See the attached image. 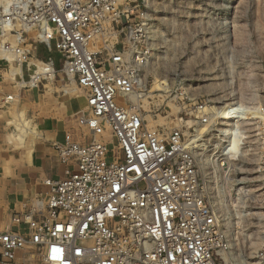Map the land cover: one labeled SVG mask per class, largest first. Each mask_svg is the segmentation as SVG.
I'll use <instances>...</instances> for the list:
<instances>
[{
    "label": "built area",
    "instance_id": "1",
    "mask_svg": "<svg viewBox=\"0 0 264 264\" xmlns=\"http://www.w3.org/2000/svg\"><path fill=\"white\" fill-rule=\"evenodd\" d=\"M147 1L0 0V54L21 67L18 90L57 73L54 58L36 59L33 46L56 51L60 70L87 94L80 122L91 134L85 144L70 133L53 143L74 169L47 179L44 199L0 219V264H227L230 235L201 171L209 137L200 126L189 140L182 126L166 133L145 124L138 87L149 58ZM196 107L208 110L201 125L218 122L220 105ZM243 109L244 121H264L261 106ZM225 146L233 151L234 138ZM254 264H264V240Z\"/></svg>",
    "mask_w": 264,
    "mask_h": 264
},
{
    "label": "rangeland",
    "instance_id": "2",
    "mask_svg": "<svg viewBox=\"0 0 264 264\" xmlns=\"http://www.w3.org/2000/svg\"><path fill=\"white\" fill-rule=\"evenodd\" d=\"M143 10L149 58L141 72L138 96L145 124L166 133L182 126L189 140L195 135L194 128L200 126L209 137L210 152L220 139L224 145L234 138L239 148L235 155L218 157L216 150L217 157L214 156L228 161L223 166L228 173L225 187L232 195L226 199V193L216 196L210 192L213 202L220 201L223 229L230 230L228 240H232L229 260L223 252L220 260L254 264L264 240V121L251 123L242 119L228 131V123L219 111L224 104L242 102L247 107L261 106L264 116V0H148ZM35 36L34 31L28 33L30 43ZM33 48L36 59L54 58L57 73L35 88L14 90L13 70L21 67L12 56L9 62L4 61L0 107L7 113L10 128L0 138V173L9 171L15 154L34 132L33 120L22 105L23 91L39 88L55 98L84 93L73 78L60 70V54L42 44ZM11 93L19 94V98L11 104L3 103L2 96ZM198 104L220 105L218 122L201 125L199 119L208 110L200 111ZM24 122L26 131L21 129Z\"/></svg>",
    "mask_w": 264,
    "mask_h": 264
},
{
    "label": "crops",
    "instance_id": "3",
    "mask_svg": "<svg viewBox=\"0 0 264 264\" xmlns=\"http://www.w3.org/2000/svg\"><path fill=\"white\" fill-rule=\"evenodd\" d=\"M3 66L0 57V84L5 83ZM12 88L15 90V83ZM38 89L23 91L22 105L27 107L28 117L33 120L34 132L25 147L15 154V163H10L9 171L0 173V219L25 211L36 199H44L48 189L45 181L61 179L67 168L74 169L72 164L61 160L54 142H63L68 133L83 144L91 138L89 127L80 122V115L88 108L85 91L76 96L69 93L64 98H55ZM9 128L7 113L0 107V138Z\"/></svg>",
    "mask_w": 264,
    "mask_h": 264
},
{
    "label": "bare ground",
    "instance_id": "4",
    "mask_svg": "<svg viewBox=\"0 0 264 264\" xmlns=\"http://www.w3.org/2000/svg\"><path fill=\"white\" fill-rule=\"evenodd\" d=\"M6 54H7V56H5V54H4V56L6 58H8L9 60H12L11 54H9V53H6ZM19 71H20V68H15V70H13L14 73L19 72ZM245 107H247V105H245L243 103H241L240 106H238L235 103L234 104L233 103H227V104H224L223 105V108H221V111H219V112H220L221 116L223 117V119H225L226 123H228V125L226 126V127H228V129H227L228 131H231L233 129L232 126H236L235 123H239L240 121H242V119H243V121H244V119H246V117L243 114L244 113L243 112V110H244L243 108H245ZM229 108H231V111H234V112L231 113L229 111ZM217 118H220L218 113H217ZM21 129L23 131H26L25 122H24V125L21 124ZM222 141H223V139H222ZM222 141L221 142L219 141V145L214 150H211V152L209 151V154L207 156V162H203L202 163L201 171H202L203 176L205 177V180L207 182V187H209V190H210L211 193H213V194L216 193V196L217 195H220L221 192L224 193V194L226 193V195L224 197L226 199L227 198L231 199L232 198V195H231L229 189L227 190V188H226L227 187L226 186V177H228L226 175L228 173L225 170V168L223 167L226 164H228V161L227 160H224L222 162V161H219L220 158H215V157H217L215 155V151L218 150V153H219V156L218 157H224V158H226V156H228V157L231 158L232 155H235V153H234L235 150L237 151V149H239V148H236V146H234V148H236V149H233V151H231V149L230 150H227V147L225 146L226 143L223 146H221L220 143H222ZM221 147H222V149H221ZM230 151L233 152V153H231ZM222 169L225 170V171H223L224 173L221 172ZM222 176L223 177L225 176V180H224V178ZM222 188H224V189H222ZM226 199H224V200L226 201ZM218 202L220 203V201H218ZM219 203L214 202V204L217 207H219L218 206ZM218 217H220V216H218ZM238 219L240 220V218H238ZM239 220H238V222H236V225H235L236 228H239ZM220 221H221V217H220ZM228 231L230 232L229 229L227 230V232ZM228 245H229L228 247L231 248V246H232V240H230V239L228 240ZM228 249H224L222 251L224 253V256H225V259L226 260H229V258H230Z\"/></svg>",
    "mask_w": 264,
    "mask_h": 264
}]
</instances>
